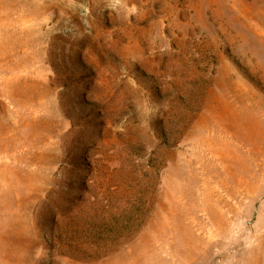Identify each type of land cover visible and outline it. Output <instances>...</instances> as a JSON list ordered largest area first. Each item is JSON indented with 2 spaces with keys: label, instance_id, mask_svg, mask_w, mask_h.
Masks as SVG:
<instances>
[{
  "label": "rangeland",
  "instance_id": "374dc122",
  "mask_svg": "<svg viewBox=\"0 0 264 264\" xmlns=\"http://www.w3.org/2000/svg\"><path fill=\"white\" fill-rule=\"evenodd\" d=\"M0 264H264V0H0Z\"/></svg>",
  "mask_w": 264,
  "mask_h": 264
}]
</instances>
